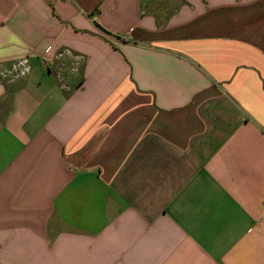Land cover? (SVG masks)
I'll return each mask as SVG.
<instances>
[{
    "label": "crops",
    "instance_id": "obj_1",
    "mask_svg": "<svg viewBox=\"0 0 264 264\" xmlns=\"http://www.w3.org/2000/svg\"><path fill=\"white\" fill-rule=\"evenodd\" d=\"M0 264H264V0H0Z\"/></svg>",
    "mask_w": 264,
    "mask_h": 264
},
{
    "label": "built area",
    "instance_id": "obj_2",
    "mask_svg": "<svg viewBox=\"0 0 264 264\" xmlns=\"http://www.w3.org/2000/svg\"><path fill=\"white\" fill-rule=\"evenodd\" d=\"M67 52V51H64ZM64 52H59V55H63ZM30 71V65L27 59H21L17 63H15L11 69L2 72L3 76H9L11 78H15L21 75H24Z\"/></svg>",
    "mask_w": 264,
    "mask_h": 264
},
{
    "label": "rangeland",
    "instance_id": "obj_3",
    "mask_svg": "<svg viewBox=\"0 0 264 264\" xmlns=\"http://www.w3.org/2000/svg\"><path fill=\"white\" fill-rule=\"evenodd\" d=\"M59 56H61V55H59Z\"/></svg>",
    "mask_w": 264,
    "mask_h": 264
}]
</instances>
